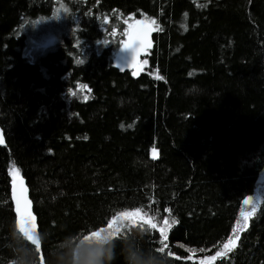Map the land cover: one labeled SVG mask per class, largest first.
Wrapping results in <instances>:
<instances>
[{
	"label": "trees",
	"instance_id": "trees-1",
	"mask_svg": "<svg viewBox=\"0 0 264 264\" xmlns=\"http://www.w3.org/2000/svg\"><path fill=\"white\" fill-rule=\"evenodd\" d=\"M136 20L155 22L137 74L113 62ZM0 128V264H73L138 209L104 264H264V198L223 254L264 169V0H0Z\"/></svg>",
	"mask_w": 264,
	"mask_h": 264
},
{
	"label": "snow or ice",
	"instance_id": "snow-or-ice-1",
	"mask_svg": "<svg viewBox=\"0 0 264 264\" xmlns=\"http://www.w3.org/2000/svg\"><path fill=\"white\" fill-rule=\"evenodd\" d=\"M149 25H155L154 21L150 22H143L137 21L136 25H130L129 31L127 32L128 35V42L125 43V49L130 50L132 53V60L133 62L136 61L137 56L140 54L141 51H146L148 47H150L149 35L152 30H155L153 27ZM77 64L83 63L82 60H77ZM159 78V77H158ZM87 99V97H85ZM123 127V125H122ZM153 159L157 158L155 150L153 151ZM18 178V174L14 173V186L15 180ZM245 203H249V201H245ZM16 211L18 216L23 220L25 223L34 219V216L29 208V202L24 195V189L21 184L20 195L16 197ZM256 209L253 208V212ZM143 215L142 210H135L132 212H122L118 216L120 219H130L133 217L141 218ZM252 215V213H248L244 217V223L242 225H238L236 229H234L233 236L229 238V240L223 244V254L226 255L227 253L231 252L236 246L237 242L240 238V232L244 231L248 227V218ZM146 223H148L152 228H156L157 224L153 223L151 219H144ZM166 225L169 223L168 220L164 222ZM177 221L175 219L171 220V224L175 225ZM118 230V229H117ZM98 239H105L104 236H97ZM87 239V237H86ZM222 255L221 252H217L216 256L211 257L212 260H216L217 256Z\"/></svg>",
	"mask_w": 264,
	"mask_h": 264
},
{
	"label": "rangeland",
	"instance_id": "rangeland-1",
	"mask_svg": "<svg viewBox=\"0 0 264 264\" xmlns=\"http://www.w3.org/2000/svg\"><path fill=\"white\" fill-rule=\"evenodd\" d=\"M137 21H141V20H136V21L130 23L129 26L127 27L128 28L127 31H129L130 25H136ZM143 22H146V21H143ZM149 26L153 27L152 25H149ZM52 42H53L52 38H46V39L40 41L37 44V46L39 48H46ZM126 42H128V35L126 36L125 42L120 47L118 52L115 54L114 59H113L114 65L116 67L120 68V69H124L125 68L124 67V61H125V55H126V52H127V49H125V43ZM141 69H142V65L139 64V60L137 59V65H136V68L134 69L133 73L137 74ZM150 154L153 157V151ZM14 173L18 174V178L21 177L16 170L10 171L11 183L14 182ZM263 198H264V169L261 171V173L259 175V178L257 180L256 187H255V190H254V193H253L252 197L248 198L246 200V201H249V203L246 204L244 202V204L242 205V208H241V211H240V214H239V217H238L237 227H238V225H242L244 223V217L248 213H252V215H253V213H254L253 212V208L257 209ZM252 215L248 218V220L252 217ZM138 219H140V218L139 217H133V218H130V219H120L117 216V217L111 219L108 222L107 226H105L104 228L98 230L94 234L86 236L87 239H86V237L81 239L77 243L76 249H79L81 247L90 248L92 246L102 247L103 244H104L103 243V239H98L97 236H104V237H107L108 240H110L114 236H116L119 232H121L123 227L129 226V225H135V223L137 222Z\"/></svg>",
	"mask_w": 264,
	"mask_h": 264
},
{
	"label": "water",
	"instance_id": "water-1",
	"mask_svg": "<svg viewBox=\"0 0 264 264\" xmlns=\"http://www.w3.org/2000/svg\"><path fill=\"white\" fill-rule=\"evenodd\" d=\"M151 40H152V32H150V35H149L150 43H151ZM139 55L137 56V58L139 57ZM137 58H136V61L133 62L132 53L130 50H127L126 55H125V61H124V67L126 71L132 72L135 69L137 65ZM3 145H4L3 131L0 128V147H2ZM21 184L24 189V195L26 196L29 202L30 211L32 212V203L29 198L28 187L26 185L24 178L20 177L15 180V186H14V182L11 183V188H10L11 201L13 204L14 214L16 218V227L20 234L29 238L34 244H37L38 243V237H37L38 227H37L36 217L34 216L33 212L32 214L34 216V219H31L30 221L25 223L23 220H21V218L18 216L17 211H16V197L20 195Z\"/></svg>",
	"mask_w": 264,
	"mask_h": 264
},
{
	"label": "clouds",
	"instance_id": "clouds-1",
	"mask_svg": "<svg viewBox=\"0 0 264 264\" xmlns=\"http://www.w3.org/2000/svg\"><path fill=\"white\" fill-rule=\"evenodd\" d=\"M109 242L106 237L103 239V243ZM110 253H106L103 248L99 246H92L90 248L81 247L74 250L73 264H104L105 260H110ZM128 264H134L129 260Z\"/></svg>",
	"mask_w": 264,
	"mask_h": 264
}]
</instances>
